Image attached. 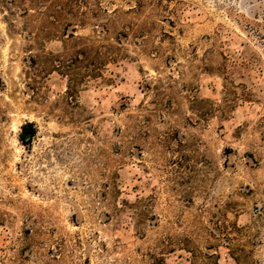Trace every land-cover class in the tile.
<instances>
[{"label": "rangeland", "instance_id": "obj_1", "mask_svg": "<svg viewBox=\"0 0 264 264\" xmlns=\"http://www.w3.org/2000/svg\"><path fill=\"white\" fill-rule=\"evenodd\" d=\"M263 15L0 0V264H264Z\"/></svg>", "mask_w": 264, "mask_h": 264}, {"label": "trees", "instance_id": "obj_2", "mask_svg": "<svg viewBox=\"0 0 264 264\" xmlns=\"http://www.w3.org/2000/svg\"><path fill=\"white\" fill-rule=\"evenodd\" d=\"M262 19L264 21V15L262 16ZM255 26H264V24H261V22H253ZM36 127L34 126L33 123L31 122H26L24 124L21 125V131L18 135L19 140L23 143V144H28L31 142V140L33 139V137L36 135Z\"/></svg>", "mask_w": 264, "mask_h": 264}]
</instances>
